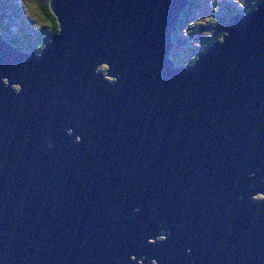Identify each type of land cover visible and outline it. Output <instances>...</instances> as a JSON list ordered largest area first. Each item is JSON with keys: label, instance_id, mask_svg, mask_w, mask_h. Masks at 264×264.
<instances>
[{"label": "water", "instance_id": "95a60500", "mask_svg": "<svg viewBox=\"0 0 264 264\" xmlns=\"http://www.w3.org/2000/svg\"><path fill=\"white\" fill-rule=\"evenodd\" d=\"M189 4L51 0L40 52L0 31V264H264V0L177 66Z\"/></svg>", "mask_w": 264, "mask_h": 264}, {"label": "rangeland", "instance_id": "374dc122", "mask_svg": "<svg viewBox=\"0 0 264 264\" xmlns=\"http://www.w3.org/2000/svg\"><path fill=\"white\" fill-rule=\"evenodd\" d=\"M34 1L38 3L40 0H24V2L20 3L17 0H0V9L3 13H12L15 15V21L5 24L6 30L2 33L5 35V31L9 33L12 32L13 35L18 36L23 42L32 41L36 43L38 38L41 37L42 32L47 30L48 27L44 25V22L37 21L35 17H33V6ZM195 3L192 9L189 8V13L186 16L187 22L186 29L180 32L181 37H185L187 40L183 47H180V51L183 53L178 60L179 61H187V49L191 46L192 48H196L199 50L201 48V39L211 32L209 31V27H212L214 18L218 15H224L227 10H240L242 11V7L239 5L241 2L245 4L253 3L252 0H195ZM227 6H230L229 9H226ZM0 15L1 12H0ZM5 21V20H4ZM6 23V22H5ZM47 29H46V28ZM46 32V31H45ZM28 39V40H26ZM19 41V40H18ZM188 46V47H187ZM190 64L185 63V66ZM107 67L106 64H102L98 67L99 70L101 68ZM108 70V67H107ZM104 73H106L104 71ZM105 77L110 81H114V79L105 74ZM14 87L18 88V85ZM262 195L256 194L254 196L255 199H258ZM163 238V237H162ZM150 242H154V240H150ZM135 260V258H132Z\"/></svg>", "mask_w": 264, "mask_h": 264}, {"label": "trees", "instance_id": "16d2710c", "mask_svg": "<svg viewBox=\"0 0 264 264\" xmlns=\"http://www.w3.org/2000/svg\"><path fill=\"white\" fill-rule=\"evenodd\" d=\"M18 1L20 3L24 2V0H18ZM260 1L261 0H254V2L251 4H245L241 2L239 5L242 7L243 12L248 13L252 9H254ZM16 3H17V0H16ZM34 3L35 4L33 6L32 16L35 17L37 21L44 22V25L48 27V29L45 27L47 30H45L46 32L45 31L42 32V35L41 37L38 38V41L36 43H33L32 41L23 42L18 36L13 35L11 31L9 33L5 31L4 33L5 35H3L4 38L8 42L13 44L15 47H19L23 51H27V52H32V51L40 52L45 47V44L50 39V37L56 32H58L59 30V24L51 9V0H40L38 1V3L34 1ZM195 3H197L195 0H190V4L187 6L185 11L181 15L180 20L177 23V29L173 33L174 47L172 49V59L177 66H185V63L187 64L194 63L200 53L204 52L207 48L213 45L216 41L222 40L223 35H224L223 27L225 23L227 22L230 16L236 13V11L234 10H227L224 15H218L217 17H215L212 27L208 28L211 33L201 39V48L197 50L196 48H192L190 46L187 49L188 50L187 51V56H188L187 61H179L178 58L183 54L179 49L180 47L184 46L187 40L185 37L180 36V32L186 29L185 28L186 27L185 23L187 22L186 16L190 11L189 8L191 7L190 9H192ZM229 8L230 6H227L226 9H229ZM0 12L2 14L0 15V31L3 33L4 30H6L5 24H8L12 22L13 20L15 21L16 17L11 12L9 14L3 13L4 11L2 12L1 9H0ZM101 70L106 72L107 67L101 68ZM258 199H261V196H259Z\"/></svg>", "mask_w": 264, "mask_h": 264}, {"label": "flooded vegetation", "instance_id": "af4514ba", "mask_svg": "<svg viewBox=\"0 0 264 264\" xmlns=\"http://www.w3.org/2000/svg\"><path fill=\"white\" fill-rule=\"evenodd\" d=\"M254 0H252V2H253ZM258 200V199H257Z\"/></svg>", "mask_w": 264, "mask_h": 264}]
</instances>
